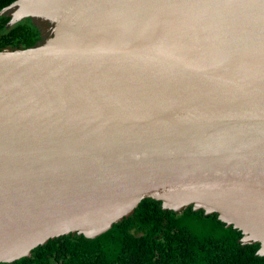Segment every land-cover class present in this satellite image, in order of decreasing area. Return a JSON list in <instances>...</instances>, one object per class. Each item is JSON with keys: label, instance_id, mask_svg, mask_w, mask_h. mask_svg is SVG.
Returning <instances> with one entry per match:
<instances>
[{"label": "water", "instance_id": "1", "mask_svg": "<svg viewBox=\"0 0 264 264\" xmlns=\"http://www.w3.org/2000/svg\"><path fill=\"white\" fill-rule=\"evenodd\" d=\"M0 50V264L145 199L264 257V0H16ZM49 33V35H48Z\"/></svg>", "mask_w": 264, "mask_h": 264}, {"label": "trees", "instance_id": "2", "mask_svg": "<svg viewBox=\"0 0 264 264\" xmlns=\"http://www.w3.org/2000/svg\"><path fill=\"white\" fill-rule=\"evenodd\" d=\"M14 1L0 0V11ZM9 21L8 15L0 17V50L31 48L43 41L31 19L7 27ZM242 237L217 214L207 216L192 207L175 213L145 199L134 215L95 239L62 236L7 264H264L257 255L260 244L242 245Z\"/></svg>", "mask_w": 264, "mask_h": 264}, {"label": "rangeland", "instance_id": "3", "mask_svg": "<svg viewBox=\"0 0 264 264\" xmlns=\"http://www.w3.org/2000/svg\"><path fill=\"white\" fill-rule=\"evenodd\" d=\"M201 227H205V224L204 225H201Z\"/></svg>", "mask_w": 264, "mask_h": 264}, {"label": "flooded vegetation", "instance_id": "4", "mask_svg": "<svg viewBox=\"0 0 264 264\" xmlns=\"http://www.w3.org/2000/svg\"><path fill=\"white\" fill-rule=\"evenodd\" d=\"M48 35H49V33H48Z\"/></svg>", "mask_w": 264, "mask_h": 264}]
</instances>
